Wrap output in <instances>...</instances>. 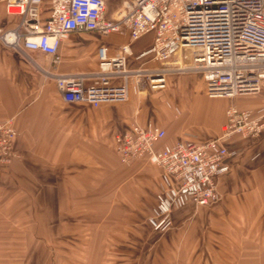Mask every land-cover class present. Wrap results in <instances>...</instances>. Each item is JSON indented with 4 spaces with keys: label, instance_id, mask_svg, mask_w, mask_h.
<instances>
[{
    "label": "crops",
    "instance_id": "1",
    "mask_svg": "<svg viewBox=\"0 0 264 264\" xmlns=\"http://www.w3.org/2000/svg\"><path fill=\"white\" fill-rule=\"evenodd\" d=\"M43 1L46 15L49 0ZM104 2L111 18L123 0ZM16 23L0 1V27ZM127 42V36L72 34L61 43L56 66L42 53L0 44V122L12 121L19 155L0 169V264H264V136L225 140L238 154L219 180V200L208 207H173L161 226L159 169L145 159L122 165L113 148L114 135L133 122L163 129L159 147L179 139L206 143L220 135L229 105L263 107L264 93L210 98L195 78L169 75L164 90L131 82L126 102L93 108L64 102L44 75L94 73L99 47L113 55ZM150 43L142 38L133 53ZM37 228L42 241L19 242L20 233L35 235ZM67 234L74 241L63 242ZM53 235L59 239L52 247ZM52 248L90 252L52 258Z\"/></svg>",
    "mask_w": 264,
    "mask_h": 264
},
{
    "label": "built area",
    "instance_id": "2",
    "mask_svg": "<svg viewBox=\"0 0 264 264\" xmlns=\"http://www.w3.org/2000/svg\"><path fill=\"white\" fill-rule=\"evenodd\" d=\"M0 1L5 14L17 19L0 27V44L42 53L52 66L60 62V45L72 34L127 36L113 55L107 46L97 49L94 73L44 71L66 103L93 108L124 103L131 82L156 92L166 88L169 75L188 73L199 77L210 98L264 93V0H123L111 18L104 0H49L46 15L43 0ZM145 37H150L149 47L133 53L132 45ZM16 136L11 120L0 122V169L19 156L13 149ZM262 136L264 106L242 110L231 104L220 135L206 143L179 139L159 147L163 129L133 122L114 135L113 148L124 164L146 159L159 169L164 196L157 214L165 216L156 226H161L173 207H208L219 200V180L238 154L223 145L225 140Z\"/></svg>",
    "mask_w": 264,
    "mask_h": 264
},
{
    "label": "rangeland",
    "instance_id": "3",
    "mask_svg": "<svg viewBox=\"0 0 264 264\" xmlns=\"http://www.w3.org/2000/svg\"><path fill=\"white\" fill-rule=\"evenodd\" d=\"M108 42H111V41H108ZM132 65V64H131ZM188 76H190V77H193V78H195L194 80H196L197 82H200L201 84H202V82L200 81V79H199V77H197L196 75H194V74H190V73H188V74H175V75H173V76H170L171 78H180V77H188ZM203 85V84H202ZM118 159H119V157H118ZM138 160H143V159H138ZM138 160H136V161H138ZM146 160V159H145ZM119 162L122 164V165H129V164H131V163H133V162H135V161H133V162H131V163H128V164H124V163H122L121 161H120V159H119ZM146 162L148 163V161L146 160ZM149 164V163H148ZM151 165V164H150ZM116 205H118L117 203H112V205L110 204V206L113 208L114 206H116ZM100 220H102V219H99V222H100ZM155 220V217H151V218H149L148 219V222L150 223V225H152L151 223L152 222H155L154 221ZM84 221H87V219H84ZM146 222H147V220H146ZM145 222V223H146ZM90 223V222H89ZM95 224H101V222L100 223H98V222H95ZM44 235L42 234V232H41V229H39V228H37L36 229V233H35V235H31V234H27V233H24V234H22V233H20L19 234V242H25V241H31V240H35V242H38V241H42L43 240V237ZM58 236L59 235H53V237H52V247L53 246H55V245H58ZM66 236V237H65ZM65 236H63V242L65 241L66 243L67 242H70V241H74V238H75V236L74 235H72V234H67V235H65ZM96 236V238H97V235H95ZM87 237V238H86ZM91 235L90 234H84V241H91ZM54 239H56V240H54ZM97 240H99V239H97ZM89 250L88 249H86V248H83L82 250L81 249H77V250H74V249H62V250H59V249H55V248H52L51 250H50V253H51V257L52 258H54V257H58V256H63V257H77V258H79V257H82V258H85V257H89ZM38 253V251H36V254ZM40 253V256H43V252L42 251H40L39 252Z\"/></svg>",
    "mask_w": 264,
    "mask_h": 264
},
{
    "label": "bare ground",
    "instance_id": "4",
    "mask_svg": "<svg viewBox=\"0 0 264 264\" xmlns=\"http://www.w3.org/2000/svg\"><path fill=\"white\" fill-rule=\"evenodd\" d=\"M184 59H185V63L190 64V61H191V55H190V52H189V51H186V52L184 53Z\"/></svg>",
    "mask_w": 264,
    "mask_h": 264
}]
</instances>
